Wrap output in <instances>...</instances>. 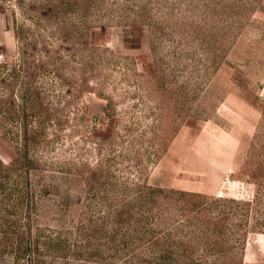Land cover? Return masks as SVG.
<instances>
[{
  "label": "rangeland",
  "instance_id": "rangeland-1",
  "mask_svg": "<svg viewBox=\"0 0 264 264\" xmlns=\"http://www.w3.org/2000/svg\"><path fill=\"white\" fill-rule=\"evenodd\" d=\"M0 264H264V0H0Z\"/></svg>",
  "mask_w": 264,
  "mask_h": 264
}]
</instances>
